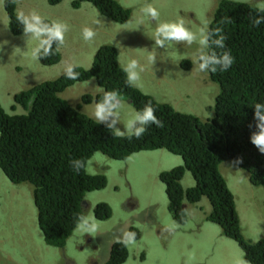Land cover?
<instances>
[{
  "label": "rangeland",
  "instance_id": "1",
  "mask_svg": "<svg viewBox=\"0 0 264 264\" xmlns=\"http://www.w3.org/2000/svg\"><path fill=\"white\" fill-rule=\"evenodd\" d=\"M71 1L51 5L48 0H17V12H36L43 19L68 25L64 43L59 45L62 58L49 65L32 57L38 41L31 34L11 33L6 0H0V103L8 114L24 112L15 102L17 93L58 78L68 63L91 68L98 48L114 44L122 65L128 59H136L144 68L138 88L141 92L204 121L214 115L220 87L209 73L199 72L193 64L198 45L167 42L162 48L155 44L153 36L158 22L182 20L197 34L208 22L209 29L220 0H119L132 10L129 21L123 24L102 15L89 1H83L77 9ZM234 1L256 7L264 2ZM148 5L158 10V20L142 13ZM84 27L95 32L91 41L83 39ZM185 59L191 62L189 70L181 66ZM103 91L92 78L76 82L61 96L91 115L95 103H84L83 96H96ZM122 101L124 109L114 128L126 132L125 123L137 110L129 100ZM112 119L102 123L107 125ZM90 161L88 172L105 174L108 179L105 188L88 192L84 199V217L96 225V231L83 234L76 228L64 247L44 240L33 198L35 186L29 182L13 183L0 169V264H103L109 259L113 243L131 227L137 228L140 236L128 246L129 257L123 264H250L240 245L208 220L212 204L207 197L199 204L185 203V224L177 222L170 212L160 173L183 164L180 155L164 148L139 151L126 159L96 152ZM220 170L235 196L245 238L253 242L264 239V186L252 184L245 169L231 161L222 162ZM182 184L185 188L196 184L191 171H186ZM100 202L111 205V218H96L94 208Z\"/></svg>",
  "mask_w": 264,
  "mask_h": 264
},
{
  "label": "trees",
  "instance_id": "2",
  "mask_svg": "<svg viewBox=\"0 0 264 264\" xmlns=\"http://www.w3.org/2000/svg\"><path fill=\"white\" fill-rule=\"evenodd\" d=\"M62 1L48 0V3L56 5ZM83 1L91 2L102 15L117 23L128 22L132 14L131 8L119 0H72L71 4L77 9ZM6 10L10 30L15 35L22 34L23 25L16 19V1L6 0ZM256 10L255 5L247 2L220 0L213 14L206 52L215 51L219 55L223 51L212 43L223 34L227 37L225 48L234 57V63L227 72L209 73L219 84L220 92L214 115L208 120L178 111L136 87L127 86L114 44L98 48L91 68L77 67L80 74L77 80L66 79L62 74L17 93L14 99L23 107V113L8 114L0 103V169L13 183L29 182L35 186L33 198L38 224L47 244L64 247L76 229L78 217H84L83 201L87 193L103 189L108 183L105 174H91L87 166L74 174V159L88 161L96 152L126 159L139 151L164 148L183 159V164L160 173L169 197V210L176 221L187 223L184 201L197 204L207 197L212 204L208 220L218 224L225 236L240 245L250 264H264V239L253 242L245 238L235 196L220 170L222 162L231 161L245 169L252 184L264 186V153L250 140L257 131L252 103L264 101V23L258 28L252 24L262 15ZM226 18L232 23L221 22ZM215 28H220L222 33L214 32ZM52 48L58 51L41 58L44 64L61 60L59 46L53 42ZM181 66L189 68L191 62L185 59ZM92 78L104 91L117 90L121 99L129 100L137 111L150 103L164 127L148 125V131L138 140L119 138L106 124H97L80 105L73 106L61 96L76 82ZM103 92L96 96L85 94L83 101L96 103L102 99ZM187 170L196 181L189 188L182 184ZM94 213L97 219L106 220L111 218L113 209L109 203L100 202ZM129 231L139 238L137 228L131 227ZM129 253L128 246L115 242L103 264H123Z\"/></svg>",
  "mask_w": 264,
  "mask_h": 264
},
{
  "label": "clouds",
  "instance_id": "3",
  "mask_svg": "<svg viewBox=\"0 0 264 264\" xmlns=\"http://www.w3.org/2000/svg\"><path fill=\"white\" fill-rule=\"evenodd\" d=\"M15 1L17 3V0ZM141 11L145 16L150 17L152 20L159 19L158 10L151 5L144 7ZM256 11L262 14L252 21V24L258 28L262 23H264V2L258 5ZM16 19L19 24L23 25L22 34H31L32 37L38 41L37 46L32 49V57L34 59L40 60L41 58H47L55 55L58 48L53 50V42H55L58 46L64 43L65 33L68 31V25L66 23L61 21L45 23L44 19L46 18L43 19L36 12H32L27 15L22 11L18 12ZM221 22L232 23V21L227 18ZM207 29L208 22H204V25L199 29L198 34L189 30L184 25L182 20L158 22L153 39L155 40V44L162 48L166 47L167 42H186L188 46H192L196 43L198 47L195 57L192 58V62L197 67L199 72L212 74L217 72H227L234 63V57L231 55L230 51L225 48V41L227 37L220 34L218 39L212 41L214 45L223 50L219 55L215 51L208 54L206 49L209 45L210 33H208ZM213 31L216 33H222L220 28H215ZM22 34L16 36H21ZM94 36L95 32L91 28L84 27L82 29V37L85 41H91ZM77 67H79V65L71 63L66 64L62 73L63 76L69 80H77L80 75L76 71ZM183 69L189 70L190 68ZM121 70L125 74V84L127 86L137 88L141 86V73L144 71V68L136 59H128V61L122 65ZM34 100L35 97L32 98V102H34ZM84 103L91 104V102ZM252 106L254 107L253 119L256 122L255 126L257 131L253 132L250 140L253 145L257 147L260 153H264V101L254 102L252 103ZM122 109H124V104L119 92L117 90L104 91L102 99L95 103L90 118L94 119L95 122L99 124L109 121V118L112 117L113 119L107 124V127L113 130L114 136L126 138L129 141L133 138L137 140L140 139L148 131L149 128L146 127L148 125L154 124L157 128L164 127V122L155 114L156 109L149 103L144 105L142 110L135 112L130 119H127L125 123L126 132L115 129L114 125L119 120L120 110ZM137 124L139 126H137ZM72 163L74 165V174H79L82 170L86 169V166L90 164L91 161L76 158ZM185 203H187V201H184V208ZM76 228L83 234H90L96 231V225L83 216L78 217ZM135 240L136 233L126 231L122 234V238H118L115 242L123 244L127 247L133 245Z\"/></svg>",
  "mask_w": 264,
  "mask_h": 264
},
{
  "label": "water",
  "instance_id": "4",
  "mask_svg": "<svg viewBox=\"0 0 264 264\" xmlns=\"http://www.w3.org/2000/svg\"><path fill=\"white\" fill-rule=\"evenodd\" d=\"M85 203V201L83 202V204Z\"/></svg>",
  "mask_w": 264,
  "mask_h": 264
}]
</instances>
